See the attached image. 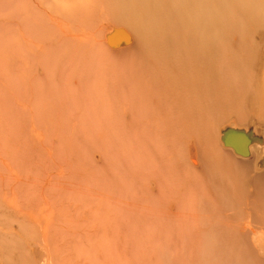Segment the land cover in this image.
<instances>
[{"label": "rangeland", "instance_id": "rangeland-1", "mask_svg": "<svg viewBox=\"0 0 264 264\" xmlns=\"http://www.w3.org/2000/svg\"><path fill=\"white\" fill-rule=\"evenodd\" d=\"M258 233L264 0H0V264H264Z\"/></svg>", "mask_w": 264, "mask_h": 264}, {"label": "bare ground", "instance_id": "bare-ground-1", "mask_svg": "<svg viewBox=\"0 0 264 264\" xmlns=\"http://www.w3.org/2000/svg\"><path fill=\"white\" fill-rule=\"evenodd\" d=\"M112 27V26H111ZM121 30V29H120ZM128 32V31H127ZM124 34H125V32H124ZM122 35H123V33H122ZM104 36V35H103ZM103 36H102V38H103ZM126 36H128V35H126ZM129 37V36H128ZM125 38V37H124ZM124 38L122 39V40H124ZM128 39V38H127ZM118 40V39H117ZM133 40V39H132ZM135 40V39H134ZM125 41V40H124ZM135 41H137V40H135ZM134 41V42H135ZM111 42H112V40H111ZM117 42V41H116ZM116 42H114L113 41V43H116ZM135 44V43H134ZM129 45V44H128ZM125 46V45H124ZM128 47V46H127ZM120 48V47H119ZM118 48V49H119ZM122 48H124V47H122ZM126 48V47H125ZM131 55H132V53H130ZM221 133V132H220ZM246 230H248L247 228H245ZM244 233H245V230H244ZM247 233H249V232H247ZM260 233V232H259ZM259 233L257 234L259 237H256V239H255V241H256V243H259V245L260 246H258V248L257 249H259V247H260V249H259V251L261 250L263 253H264V239L262 238V236L261 235H259ZM253 234V233H252ZM261 234V233H260ZM247 235V234H246ZM256 235V236H257ZM255 246V245H254ZM264 255V254H263Z\"/></svg>", "mask_w": 264, "mask_h": 264}]
</instances>
